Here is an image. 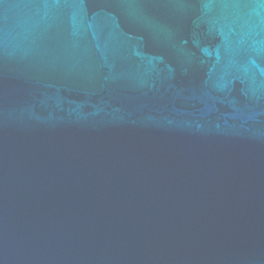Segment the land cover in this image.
Returning <instances> with one entry per match:
<instances>
[{
  "label": "water",
  "instance_id": "95a60500",
  "mask_svg": "<svg viewBox=\"0 0 264 264\" xmlns=\"http://www.w3.org/2000/svg\"><path fill=\"white\" fill-rule=\"evenodd\" d=\"M0 264H264V0H0Z\"/></svg>",
  "mask_w": 264,
  "mask_h": 264
}]
</instances>
